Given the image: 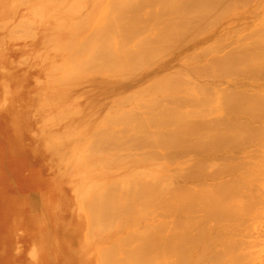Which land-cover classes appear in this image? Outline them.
I'll return each instance as SVG.
<instances>
[{
  "label": "bare ground",
  "instance_id": "1",
  "mask_svg": "<svg viewBox=\"0 0 264 264\" xmlns=\"http://www.w3.org/2000/svg\"><path fill=\"white\" fill-rule=\"evenodd\" d=\"M21 1L0 0V19L11 23V17L6 14L14 12ZM26 1L41 5L47 0ZM98 1L102 8L94 17L96 30L86 40L91 44L89 54L76 58L70 53L67 63L81 70H94L96 75L92 80L108 79L118 85L132 81L131 86H137L136 77L145 74L143 71L148 68L154 71L157 65L169 62L172 54L184 51L180 57L184 63L178 64L184 65L183 70L188 69L185 72L192 77L183 72L165 75V71L159 81L152 79L145 87L141 85L143 88L133 94L131 91L120 100V104L126 105L130 104L129 100H136L135 109L131 104L130 112L123 110L117 117V110L115 116L109 113L114 108L109 106L111 109L107 110L111 116H106L105 111L97 149L108 153L109 159L102 157L101 169L98 164L92 165L77 188L76 199L87 210H84L88 215L87 227L84 222H81L83 226H58L56 237L65 247L61 249L63 264H68L69 249L73 246L75 252L77 248L80 252L95 248L99 254L96 264H264V88L259 89L264 83H255L264 82V16L250 25L247 23L250 14L243 9L252 5V0H123L126 5L123 1L120 3L121 0ZM22 2L25 4V0ZM117 2L123 5L118 6ZM260 5L264 2L255 6ZM40 9L45 12V8ZM220 24L226 25L224 34L221 30L223 36L212 38L211 32ZM20 27L22 32L26 30L23 25ZM61 38L58 36V42L66 49L67 44H62ZM44 40L49 43L51 39ZM191 78L226 81L228 88H218L219 81L220 86L215 83V86L212 83L200 86ZM237 80L243 86L239 88L234 84L230 88L233 85L229 87V83ZM245 82L254 83L257 88L252 86V90L251 85H247L251 91H245ZM117 103L119 101L114 104ZM104 152L99 153L102 156ZM190 154L196 157L193 156L195 160L191 164L178 161L180 158L184 161L186 156L191 158ZM217 154L222 157L215 165L212 159L214 155L219 158ZM244 155L245 162L232 159ZM122 161L131 162L134 171L127 170L128 163L122 165ZM111 162L117 168H113ZM160 162L165 164L164 168L156 167ZM176 162H179L176 168L167 169ZM183 166L186 169L183 181L188 183L176 178L172 179L176 182H169L175 175L181 180L182 176H178ZM174 168L179 170V175ZM168 170L174 171V176L171 173L168 177ZM35 178L39 181L36 175ZM4 179L6 176L1 177V183ZM112 179L117 183L110 184ZM85 183L88 186L84 188ZM50 196L52 199L53 194ZM9 203L12 202L5 203L4 216ZM20 214L23 217L8 213L15 220L14 224L20 223L19 228L32 225V221L42 216ZM46 224L32 227L42 230L45 237L54 236L47 231L52 221ZM107 226L111 231H105ZM8 249L9 239L0 243V258L9 255Z\"/></svg>",
  "mask_w": 264,
  "mask_h": 264
},
{
  "label": "rangeland",
  "instance_id": "2",
  "mask_svg": "<svg viewBox=\"0 0 264 264\" xmlns=\"http://www.w3.org/2000/svg\"><path fill=\"white\" fill-rule=\"evenodd\" d=\"M22 1L20 2V5L14 9V12L6 14V16L11 17V19H9L12 21L11 23L6 22V19L4 20L5 22L0 19V243H6L9 239L8 251H10L8 256H2L0 258V264H63L64 259L62 257L63 254L61 249H64L65 247L56 237L58 226H68L69 228V226L73 227L75 225H82L81 222H84V226L87 227L88 215L84 211L86 208L79 202V200L77 201L76 199L78 196L77 188L79 187L78 185L80 182L85 180L92 165L98 164V167L100 168V164L104 162V160L109 159V156L107 155L108 153L106 154L103 150L97 149V147L100 148L99 128L101 129L103 127L100 126L101 122L104 121L103 118L111 116L112 113L113 115L116 113V116H114L117 117L118 114H122L123 110L127 113L130 112L132 109L129 110V108L134 101L136 103V100H129L130 104L128 103L127 105L126 103L120 104V100H123V97H125L126 94L131 93V91V94H133V92L137 91L140 87H145L146 83L152 79V81H155L156 79V81H159V78L165 74V71V75H167L168 72V74H170V72L172 74L174 72H183L182 74L185 73V75H188L189 72H185L188 69L183 70L186 68L184 65L178 64L180 61L181 63H184L180 58L184 51H178L171 55L173 57H170L171 59L169 62H164L165 64L161 63L159 64L160 66L157 65L154 71L152 68V70L148 68L149 71L146 70L147 73L143 71L145 74L142 73L143 75L136 77L135 81L138 83L137 86H131L134 84L132 81H127L123 85L122 83L118 85L115 84V82H110L108 79L92 80V78L96 75L94 74V70H81L78 66L67 63V61L69 62L68 58L70 59V53L76 55V58L77 56L78 58L86 57L85 55L87 53L89 54L91 44L90 42L88 44L86 40L89 38L91 33L96 30L95 25L97 21H95L94 17L95 14L97 15V13L100 12L102 3L99 1L97 2V0H47L42 2L41 5H36V2L28 1L27 3L25 0L24 4ZM122 1L123 0L119 2L121 3ZM253 1L254 0L251 1L252 5L243 9L247 15L250 14L247 18V20L250 19L249 22L247 21L249 25L253 21H256V19H260V17L263 19L264 16V5H260L261 7L255 6L264 2V0H258V4L256 0V3H253ZM119 2H117L116 5L122 6L125 1H123V4L121 5H119ZM99 4L101 6H99ZM81 5L83 8L80 7ZM98 7L101 8L99 9ZM40 8H45V12L42 13ZM104 8L105 9H103V11L105 12L107 7L104 5ZM252 10L255 11L253 12ZM40 12L42 14H40ZM258 12L260 16L258 15ZM91 13L94 15L92 14L91 16ZM77 14H80V16H77ZM81 17H83V19ZM79 18L81 19L79 20ZM251 19L253 20L251 21ZM23 21H25L27 25ZM21 25L26 28L24 32H22L20 27ZM32 26L34 27L32 28ZM225 26L226 25L224 24H220L213 33L211 32L210 35H212V38L215 37V39H221L219 38V35L220 37L223 36ZM28 30L31 31L29 32ZM221 30H223V34ZM57 35L60 36V38L62 37L60 39L62 44H67L68 49H66L68 52L60 46L61 44L58 42L59 39ZM48 38L51 39L49 40V43L44 40H48ZM110 38L111 37H109V39ZM83 49L85 50L83 51ZM70 50L72 51L69 52ZM191 53L193 52H190V54ZM175 57L177 59H175ZM58 66H61V68L58 69ZM150 70L153 72H150ZM20 76L22 77L21 79ZM188 76L192 77L191 75ZM193 79L194 78H191L193 82L200 86L205 84L208 86L212 83V86L217 84L220 86L221 84L220 87L217 86L221 89L222 87H225L224 89L228 88V86L226 87V84L228 85V82L226 83V81H221L225 84L224 86L220 80L214 78H208V80L198 78V80L202 81L196 80L197 78ZM237 81L238 82L236 83H229V87L230 85H233L230 87L233 88L234 84L238 87L241 85L243 86L240 80ZM255 83L259 85L264 82L257 81ZM253 84H250V86L247 82L246 86L248 85L252 89ZM141 85L144 86L142 87ZM257 85H255L256 87H253L257 88ZM236 86L235 88H238ZM248 86L247 88H244L245 91L250 92L251 89ZM95 87H99L101 89H95ZM260 88L263 89L264 87L261 86L259 89ZM132 89L135 90L133 91ZM88 92L89 94H87ZM98 93L100 95H98ZM105 94L110 96H106ZM99 97L102 98L100 99ZM111 97H113L114 100H112ZM118 101L119 103L114 104ZM118 104L121 106L119 107ZM134 105L135 104H133V108L135 109ZM84 106L86 107V110ZM109 106L114 108V111ZM89 107L90 109H88ZM108 109H111V111ZM107 110L110 111L109 113L111 115H109ZM115 110H117V112H115ZM138 110L142 111L141 109ZM105 111L108 114L106 116H104V113H106ZM138 113L140 112H137V114ZM14 123H16V127ZM110 128H112V126ZM99 152H104V154L101 156V153ZM109 155L112 154L109 153ZM191 156L192 160H190V157L186 156L188 157V161L185 162V160H187L185 159L186 157L184 158V161L181 158L178 161L180 162L182 160V164L185 163L184 165H189L196 159L194 155ZM193 156L195 157L194 160ZM215 156L216 155H214V157ZM102 157L104 160H102ZM113 157L114 161H116L115 156ZM214 157L212 159V163H220L222 156L219 155V158L216 156V160ZM244 157L245 155L240 157L238 156L236 158L234 157L232 159H234L233 161L235 162H238V160L241 162ZM243 160L242 162H245ZM125 162L126 164L128 163V161ZM125 162L122 161V165L125 164ZM179 162L170 164L167 169H170L172 166L176 168V164ZM187 162H189V164ZM129 163L128 166H126L127 170L131 168L130 170L133 172L134 169ZM111 164L113 168H117L116 164H113L112 162ZM158 165L160 168H164L165 166V164L162 165L161 162L158 163L156 167ZM145 168L146 167H144L143 170H146ZM155 168L153 167V169ZM182 169L180 171V173H182L180 176H178L179 172L177 173L179 170L177 169L176 171L175 169V173L178 174L177 176H182L180 178L181 180H179V178L175 175V177L168 179L169 182H173L174 180L172 179L176 178L178 179L177 181H180L181 183H188L187 180L183 181L186 179L184 177L186 169H184V166ZM183 171H185L184 174ZM168 172L170 173H168V177L169 175L170 177L172 176L171 173L174 176V171L170 172L168 170ZM34 174L39 178V181L36 180ZM115 175L118 176L119 171L117 174L115 173ZM3 176H6V180L4 179L1 183V177ZM114 179H117V177ZM114 179H112L111 182V179L109 180L110 184L117 183ZM164 180L168 183L166 179ZM86 185L88 186V184L85 183L84 188ZM50 194H53L52 199ZM7 200L12 203H9L7 208L8 212L6 213L7 215L4 216V207ZM18 210L19 212H17ZM40 210L42 216L38 217L39 219L32 221V225L29 223L23 225L21 228H19L20 223L17 225L15 222L14 224L15 220L9 217L12 215L19 218L20 216L23 217L20 212L26 216L38 213L39 216ZM46 220L48 222L52 221V227H48L47 231L52 234L54 233V236L51 235L45 237L43 236L44 232L42 230L38 231L36 228L32 227L33 225L36 226V224H43L42 226H47ZM39 225L36 227H39ZM244 226H242V229H245ZM107 228L109 227H105V231H111V229ZM109 244L110 243L107 241L105 246L106 249H108ZM243 247L242 250L244 251L245 244ZM69 251H71V257L68 259V264H96L99 259V254L95 251V248L91 249L89 247L84 249L83 253L79 251V248H77V252H75L76 247L73 246V248H70ZM4 258L6 261H4Z\"/></svg>",
  "mask_w": 264,
  "mask_h": 264
}]
</instances>
